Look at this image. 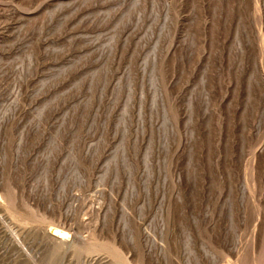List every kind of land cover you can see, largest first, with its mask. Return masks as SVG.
Instances as JSON below:
<instances>
[{
	"label": "rangeland",
	"instance_id": "obj_1",
	"mask_svg": "<svg viewBox=\"0 0 264 264\" xmlns=\"http://www.w3.org/2000/svg\"><path fill=\"white\" fill-rule=\"evenodd\" d=\"M114 245L264 264V0H0V264Z\"/></svg>",
	"mask_w": 264,
	"mask_h": 264
},
{
	"label": "bare ground",
	"instance_id": "obj_2",
	"mask_svg": "<svg viewBox=\"0 0 264 264\" xmlns=\"http://www.w3.org/2000/svg\"><path fill=\"white\" fill-rule=\"evenodd\" d=\"M63 234L64 233L60 229L54 228L53 231L51 232V237L53 239H61ZM65 244H66V241H65ZM105 252L109 253L111 256H113L114 260L118 264H131L132 263V262H130V260L128 258L125 257L123 252L116 245L112 246V248L110 250L109 249H105Z\"/></svg>",
	"mask_w": 264,
	"mask_h": 264
}]
</instances>
